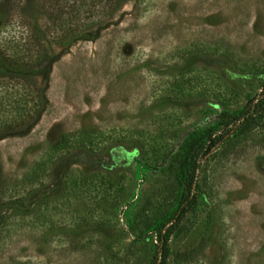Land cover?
<instances>
[{
  "label": "rangeland",
  "instance_id": "1",
  "mask_svg": "<svg viewBox=\"0 0 264 264\" xmlns=\"http://www.w3.org/2000/svg\"><path fill=\"white\" fill-rule=\"evenodd\" d=\"M139 4L0 73V180L28 208L0 264H150L179 163L213 135L165 264H264V117L231 119L264 83V0ZM9 14L0 41L21 43L34 25Z\"/></svg>",
  "mask_w": 264,
  "mask_h": 264
},
{
  "label": "trees",
  "instance_id": "2",
  "mask_svg": "<svg viewBox=\"0 0 264 264\" xmlns=\"http://www.w3.org/2000/svg\"><path fill=\"white\" fill-rule=\"evenodd\" d=\"M125 0H0V25L3 24L5 17L9 15H17L18 27L23 25L24 20L32 22L34 27L19 43L18 39H13L1 43L0 41V57L7 60L8 63L0 64V73L13 72L17 73L21 70V66H25L31 56L39 54L35 52L40 46L44 33L53 40L69 39L75 41L83 39L86 30L92 26L103 24L104 19H110L122 6ZM137 5L143 0H133ZM7 11V12H6ZM30 11V12H29ZM29 12V13H28ZM6 13H8L6 15ZM26 18H25V17ZM41 24L42 30H35L37 23ZM11 25V24H9ZM10 29H14L11 25ZM24 28V26H23ZM18 33H21L20 31ZM44 45V42H41ZM23 50H22V49ZM26 49V50H25ZM35 57V56H34ZM26 58V59H25ZM25 59V60H24ZM37 59V56L35 57ZM5 74L10 78L13 75ZM4 75V78L6 77ZM17 77V76H15ZM18 78V77H17ZM22 80V79H21ZM10 86V85H8ZM6 87L5 82L0 84V90ZM7 88V87H6ZM5 88V89H6ZM2 97H0L1 100ZM17 115L24 112L23 107L17 108L13 106ZM264 117V83L261 85L257 95L246 102V104L238 110L236 115L232 116V121L252 122ZM219 141L216 135L208 136L204 143H190L185 151L184 156L179 163V167L185 171L183 189L179 196V201L173 214L169 217V226L160 224L155 232L154 253L150 264H165L167 256V241L171 232L174 230L180 217L185 213L188 205L190 191L195 182V173L198 162L202 160L214 148ZM13 188H6L0 180V230L6 225L10 217L23 215L28 211L27 206L22 203V199L11 196ZM6 197V198H5ZM2 217V218H1Z\"/></svg>",
  "mask_w": 264,
  "mask_h": 264
}]
</instances>
